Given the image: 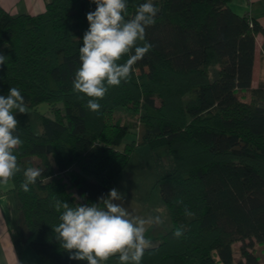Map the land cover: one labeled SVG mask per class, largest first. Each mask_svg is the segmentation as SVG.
Listing matches in <instances>:
<instances>
[{
    "label": "trees",
    "instance_id": "obj_1",
    "mask_svg": "<svg viewBox=\"0 0 264 264\" xmlns=\"http://www.w3.org/2000/svg\"><path fill=\"white\" fill-rule=\"evenodd\" d=\"M145 2L128 0L126 19ZM151 2L158 9L155 24L138 46L152 48L126 82L109 88L99 112L73 90L95 3L48 0L35 16L0 9V54L6 56L0 95L16 87L27 107L15 113L21 172L9 181L27 231L24 242L43 264H87L70 259L56 239L54 202L98 204L145 146L171 228L141 264H233L234 243L240 244L236 264H262L252 243L264 250V72L257 89L250 85L255 36L264 32L233 13L227 0ZM211 67H217L213 80ZM27 167L42 175L26 192ZM185 206L193 217L184 215ZM180 227L183 235L175 238ZM107 264H117L116 258Z\"/></svg>",
    "mask_w": 264,
    "mask_h": 264
},
{
    "label": "clouds",
    "instance_id": "obj_2",
    "mask_svg": "<svg viewBox=\"0 0 264 264\" xmlns=\"http://www.w3.org/2000/svg\"><path fill=\"white\" fill-rule=\"evenodd\" d=\"M95 11L87 13L89 27L83 35L79 47L80 66L73 79V90L87 97L86 107L99 112L100 103L110 87H118L126 82L133 66L152 48L150 43L138 46V41L146 39V29L155 24L158 9L151 0L140 4L134 16L126 19L127 0H92ZM134 53V54H133ZM128 59L121 63L123 57ZM6 56L0 54V65ZM27 113V107L20 90L11 87L8 94L0 95V185L6 186L17 173L21 172L16 150L22 140L17 135L19 125L15 113ZM42 175V170L27 167L23 170L24 181L21 188L29 191ZM79 200V197H75ZM122 193L112 188L107 198L101 197L98 204L76 203L55 200L54 208L59 215V223L53 230L60 246L70 253L73 260L87 264H107L116 258L117 264H141L144 253L153 247L146 236L150 227L163 223L160 215L134 216L120 202ZM178 203H183L177 201ZM101 204L103 206H101ZM186 217L195 214L184 208ZM183 227L175 230V238L183 235Z\"/></svg>",
    "mask_w": 264,
    "mask_h": 264
},
{
    "label": "crops",
    "instance_id": "obj_3",
    "mask_svg": "<svg viewBox=\"0 0 264 264\" xmlns=\"http://www.w3.org/2000/svg\"><path fill=\"white\" fill-rule=\"evenodd\" d=\"M48 0H0V9L13 16H35L45 10ZM128 2V0H127ZM230 10L238 16H246L264 32V0H227ZM264 72V35L258 33L254 40V61L250 89H257ZM170 229V228H169ZM154 232V231H153ZM27 231L19 210L18 200L11 182L0 185V264H43L25 244ZM163 230L146 232V236L158 244ZM151 247V248H153Z\"/></svg>",
    "mask_w": 264,
    "mask_h": 264
},
{
    "label": "rangeland",
    "instance_id": "obj_4",
    "mask_svg": "<svg viewBox=\"0 0 264 264\" xmlns=\"http://www.w3.org/2000/svg\"><path fill=\"white\" fill-rule=\"evenodd\" d=\"M216 72L217 67L210 68V80H213ZM39 108L41 112H44L47 116H51L50 113L44 111L43 105ZM122 121L125 122L124 119ZM31 124L33 131L39 133L38 128L32 120ZM132 132L137 133V128ZM132 132L127 136L124 143L131 141ZM160 154L162 155L163 151ZM112 188L117 189L124 197L122 201L116 203H122L132 215L147 217L158 214L161 216L163 223L159 226L150 227L147 232L151 231L154 233L155 231L163 230L165 234L169 231V228H171L170 214L160 200L159 189L156 186V173L153 168V160L147 147L143 146L136 149L127 166L120 174L116 186ZM239 247V243L232 245L233 264H236L240 259ZM252 250L260 259V262L264 264L263 246L253 242Z\"/></svg>",
    "mask_w": 264,
    "mask_h": 264
}]
</instances>
